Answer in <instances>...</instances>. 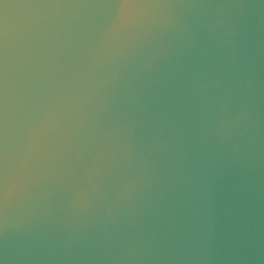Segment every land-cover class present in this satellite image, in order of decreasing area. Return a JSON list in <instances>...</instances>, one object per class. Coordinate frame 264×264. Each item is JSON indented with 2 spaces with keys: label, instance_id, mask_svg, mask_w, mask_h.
Instances as JSON below:
<instances>
[{
  "label": "clouds",
  "instance_id": "9594fccd",
  "mask_svg": "<svg viewBox=\"0 0 264 264\" xmlns=\"http://www.w3.org/2000/svg\"><path fill=\"white\" fill-rule=\"evenodd\" d=\"M0 264H264V0H0Z\"/></svg>",
  "mask_w": 264,
  "mask_h": 264
}]
</instances>
